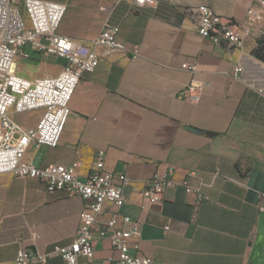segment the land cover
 <instances>
[{"label":"crops","instance_id":"1","mask_svg":"<svg viewBox=\"0 0 264 264\" xmlns=\"http://www.w3.org/2000/svg\"><path fill=\"white\" fill-rule=\"evenodd\" d=\"M58 2L68 7L59 34L87 44L109 21L127 49L83 75L59 146L31 145L26 160L73 167L85 180L105 151V168L130 179L120 220L139 222L132 245L152 264H264V62L253 56L264 38V0H157L141 9L130 0ZM202 5L236 22L241 48L199 36L192 9ZM27 51L30 58L18 61L27 79L57 76L65 66ZM185 63H196L198 72ZM196 83L204 84L202 101L183 100L181 92ZM42 114L15 119L28 115L26 125L17 122L33 128ZM170 169L174 185L151 206L143 196L147 180ZM85 205L80 196L47 192L37 179L0 175V264H11L22 246L49 253L71 245ZM109 216L99 218L100 227ZM94 245V259L79 264H115L109 238ZM32 264L65 263L51 256Z\"/></svg>","mask_w":264,"mask_h":264},{"label":"built area","instance_id":"2","mask_svg":"<svg viewBox=\"0 0 264 264\" xmlns=\"http://www.w3.org/2000/svg\"><path fill=\"white\" fill-rule=\"evenodd\" d=\"M130 1L138 9L157 3V0ZM192 11L197 15L201 38L217 46H243L238 27L229 26L212 8L202 5ZM66 12L67 6L54 0H0V175L37 179L49 193L80 196L86 203L71 245H57L49 253L22 246L11 264L46 263L51 256H60L65 264H79L82 257L93 260L97 238H109L116 254L115 264H152L151 259L142 256L132 245L141 234L139 222L127 216L120 220L119 210L126 203L130 179L124 173L105 168V151L97 153L94 167L85 180L78 177L73 167L36 166L26 160L31 145L38 148L59 146L72 114L73 96L83 75L93 73L102 59L127 49L119 39L120 28L109 21L87 44L59 34ZM27 50L61 58L65 66L57 76L27 79L18 73L19 59L30 58ZM131 54L136 58L138 48L134 47ZM182 67L193 74L198 72L196 63H185ZM240 71L239 67L235 68L236 79L240 78ZM203 95L204 84L201 83L192 84L181 92L183 100L195 104L202 101ZM35 111L43 112L36 127L24 128L15 119L16 115ZM173 185V170L155 173L147 180L143 196L151 206L160 205L165 191ZM197 193L201 202L204 196L200 190ZM105 213L110 215L109 219L100 227L98 220ZM120 222L129 224L130 228L121 227ZM33 238H38L37 233H33Z\"/></svg>","mask_w":264,"mask_h":264},{"label":"trees","instance_id":"3","mask_svg":"<svg viewBox=\"0 0 264 264\" xmlns=\"http://www.w3.org/2000/svg\"><path fill=\"white\" fill-rule=\"evenodd\" d=\"M227 24L231 27H233L234 25H237L236 22L234 20H230V19H225ZM257 47L253 50V56L257 59H259L260 61L264 62V38H260L258 39L257 42Z\"/></svg>","mask_w":264,"mask_h":264},{"label":"rangeland","instance_id":"4","mask_svg":"<svg viewBox=\"0 0 264 264\" xmlns=\"http://www.w3.org/2000/svg\"><path fill=\"white\" fill-rule=\"evenodd\" d=\"M56 1H60V0H56ZM64 3V2H63ZM66 4V3H65ZM20 6V9L22 10V4H19ZM68 8V7H67ZM71 13H73V10L71 11ZM71 13H70V15L68 14L67 16H66V19H69L70 17H71ZM27 116L28 115H24V116H18L17 117V120L19 121V122H21L22 124H27L28 123V118H27ZM32 124H34V121L31 123V125ZM264 207V206H263ZM262 225H263V230H264V212H263V221H262ZM263 250H264V238H263Z\"/></svg>","mask_w":264,"mask_h":264}]
</instances>
